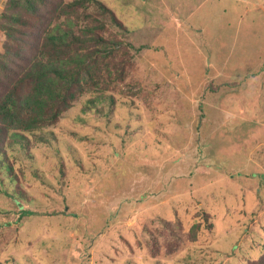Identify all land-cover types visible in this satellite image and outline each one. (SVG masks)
Returning a JSON list of instances; mask_svg holds the SVG:
<instances>
[{"label": "rangeland", "instance_id": "rangeland-1", "mask_svg": "<svg viewBox=\"0 0 264 264\" xmlns=\"http://www.w3.org/2000/svg\"><path fill=\"white\" fill-rule=\"evenodd\" d=\"M101 1L134 69L6 150L0 264H264V0Z\"/></svg>", "mask_w": 264, "mask_h": 264}, {"label": "trees", "instance_id": "trees-1", "mask_svg": "<svg viewBox=\"0 0 264 264\" xmlns=\"http://www.w3.org/2000/svg\"><path fill=\"white\" fill-rule=\"evenodd\" d=\"M128 35L101 0H5L0 14V168L5 167L18 198L30 200L14 172L16 160L6 150L20 146L31 156L27 134L56 125L83 95L92 94L84 111L105 99L111 85L134 69ZM209 87L216 91L221 85L211 82ZM199 109L204 112L202 105Z\"/></svg>", "mask_w": 264, "mask_h": 264}]
</instances>
